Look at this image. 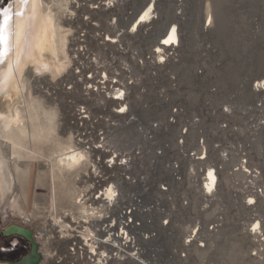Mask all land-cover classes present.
<instances>
[{
	"label": "built area",
	"instance_id": "built-area-1",
	"mask_svg": "<svg viewBox=\"0 0 264 264\" xmlns=\"http://www.w3.org/2000/svg\"><path fill=\"white\" fill-rule=\"evenodd\" d=\"M188 2L104 0L92 9L113 13L117 37L103 38L94 22L72 45L85 101L72 95L69 126L89 167L76 203L93 236L101 225L107 264H191L236 212L264 245L262 217L247 218L264 204V174L252 163L264 79L245 82L238 96L223 82L210 19L196 42L184 27Z\"/></svg>",
	"mask_w": 264,
	"mask_h": 264
},
{
	"label": "rangeland",
	"instance_id": "rangeland-1",
	"mask_svg": "<svg viewBox=\"0 0 264 264\" xmlns=\"http://www.w3.org/2000/svg\"><path fill=\"white\" fill-rule=\"evenodd\" d=\"M28 1L23 0L22 3V0H0V67L3 65V24L9 17L15 16L18 4L24 11ZM102 1L104 0H43L45 7H52L60 25L69 31V68L65 74L56 78L50 74L35 73L33 69H28L25 73L28 100L31 97L40 102L42 113L48 111L56 114L57 136L64 142L69 139L73 149L75 146L69 120L70 112L75 106L71 101L73 96L78 98L75 100L77 103L85 101V80L80 81L81 77L76 73L80 63L72 58V45H77L82 40L81 35L85 31L93 32L94 27L91 24L94 22H98L99 29L104 31L103 38L106 34L117 37L110 29L113 13L101 6L98 10L92 9ZM209 19L212 26L210 37L219 50L216 63L221 68L223 82L232 87L238 96L245 82L257 78L264 79V0H189L184 27L192 33L193 42H196L202 24ZM163 20H173L172 13ZM198 61L197 54L192 51L189 55L191 71L196 69ZM248 97L247 101L254 100L249 91ZM42 123L45 124V121ZM252 145V163L264 174V134L256 137ZM11 146V143L0 139V149L3 156L9 160L10 170L16 180L13 192L3 201L0 200V264H7L1 259L14 261L26 250H15L14 245L20 240L17 235L6 237L7 231L12 227L29 230L34 236V241H38V232L43 233V264H57L56 247L60 245L62 249L59 255L68 253L69 215L74 217L76 222L85 221L87 217V211L77 205L76 198L82 193L85 185L84 175L89 169L88 164L82 162L77 169L61 174L53 180L54 184L51 179H45L50 186L46 189L43 188L42 175L52 171V166L45 157L53 149L52 143L39 141L36 144L35 147L45 153L41 159L24 157L19 160L12 157ZM14 203L19 204L21 211L12 208ZM261 206L260 209L252 210L247 218L251 220L262 217L264 231V204ZM240 214L242 212H236L233 226L227 228V232L217 240L212 241L208 251L197 254L198 256L192 259L194 263L264 264V245L259 246L256 237L243 230ZM57 229L61 231L57 233ZM76 251V264H83L80 258L81 250Z\"/></svg>",
	"mask_w": 264,
	"mask_h": 264
},
{
	"label": "bare ground",
	"instance_id": "bare-ground-1",
	"mask_svg": "<svg viewBox=\"0 0 264 264\" xmlns=\"http://www.w3.org/2000/svg\"><path fill=\"white\" fill-rule=\"evenodd\" d=\"M16 8L15 16L9 17L3 24L1 34L0 139L11 143L12 157L19 160L24 158V154L34 156L41 152L35 147L39 141L52 143L48 162L57 178L81 165L86 155L76 152L69 139L64 142L58 138L54 112L42 113L40 102L31 97L28 100L25 73L33 69L35 73L50 74L53 78L65 74L69 68V31L60 25L52 7H45L43 0H29L24 11L20 4ZM173 37L174 30L168 41ZM3 155L0 149L2 201L13 192L16 183L10 172V162ZM35 158H38L37 155ZM18 205L14 203L12 208L18 211Z\"/></svg>",
	"mask_w": 264,
	"mask_h": 264
},
{
	"label": "flooded vegetation",
	"instance_id": "flooded-vegetation-1",
	"mask_svg": "<svg viewBox=\"0 0 264 264\" xmlns=\"http://www.w3.org/2000/svg\"><path fill=\"white\" fill-rule=\"evenodd\" d=\"M70 224L68 225V229L70 234L68 235V243H67V254L59 255L62 252L60 245L56 247L57 254V264H76L77 260V249L81 250V259L83 260V264H107L106 260V252L107 246L102 241L104 239L101 225L97 224L96 234L93 236V226L90 222L82 221L76 222L75 218L70 216ZM16 229L18 227H12L6 233V237H10L12 235H17L19 237V241L14 245L17 250L18 248L26 249L23 252V255H19L14 261L11 259H1L2 261H6L7 264H15L17 262H22L23 260L28 259L34 251L33 242L36 244V259L38 260L37 264H43L45 259L44 248L42 244V240L44 237L43 233L38 232L36 236L38 241H34V236L31 233V241L26 235H21L17 233ZM29 232V230H25ZM61 230L57 229V233ZM63 238V236H60ZM22 264V263H21Z\"/></svg>",
	"mask_w": 264,
	"mask_h": 264
},
{
	"label": "crops",
	"instance_id": "crops-1",
	"mask_svg": "<svg viewBox=\"0 0 264 264\" xmlns=\"http://www.w3.org/2000/svg\"><path fill=\"white\" fill-rule=\"evenodd\" d=\"M52 146H53V144H52ZM11 150V149H10ZM11 155H12V152H11ZM25 156L24 157H27V158H32V159H36L35 157H36V155H37V159H41L42 157L44 158V156H45V153H44V151H41V152H39L38 154H36V155H34V156H32V155H27V154H24ZM45 157H47V160H49V158H50V153H49V155L48 156H45ZM19 162V161H18ZM11 173H12V171H10ZM50 173V172H49ZM48 172L45 174H43L42 175V179H43V181H42V184H43V188H46V189H48L50 186H49V183H48V181L47 182H45L44 180L45 179H51L52 180V184H54V179L56 178L55 177V175L53 174V171H51V173L49 174ZM58 176V175H57ZM58 178V177H57ZM70 184V182L68 183V185ZM68 188H70V185H69V187Z\"/></svg>",
	"mask_w": 264,
	"mask_h": 264
},
{
	"label": "water",
	"instance_id": "water-1",
	"mask_svg": "<svg viewBox=\"0 0 264 264\" xmlns=\"http://www.w3.org/2000/svg\"><path fill=\"white\" fill-rule=\"evenodd\" d=\"M17 233L21 234V235H26L27 234V237L31 240V232H26L25 230L23 229H16ZM33 241V240H31ZM33 246H34V251H33V254L26 260H23L21 263L22 264H37L38 263V260L36 259V244L33 242Z\"/></svg>",
	"mask_w": 264,
	"mask_h": 264
}]
</instances>
